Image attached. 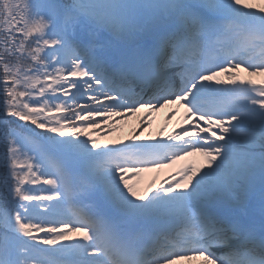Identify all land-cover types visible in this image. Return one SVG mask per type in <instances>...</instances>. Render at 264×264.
<instances>
[{
    "label": "snow or ice",
    "instance_id": "obj_1",
    "mask_svg": "<svg viewBox=\"0 0 264 264\" xmlns=\"http://www.w3.org/2000/svg\"><path fill=\"white\" fill-rule=\"evenodd\" d=\"M0 264H264V0H0Z\"/></svg>",
    "mask_w": 264,
    "mask_h": 264
},
{
    "label": "bare ground",
    "instance_id": "obj_2",
    "mask_svg": "<svg viewBox=\"0 0 264 264\" xmlns=\"http://www.w3.org/2000/svg\"><path fill=\"white\" fill-rule=\"evenodd\" d=\"M162 111L160 110L159 112L153 113V115H159L161 114ZM146 114L143 112V110L140 113H137L135 116H131L127 120L120 121L118 124H115L114 127L117 128L115 132L118 135L127 137L125 139H128L133 135L134 132H138L140 130L139 125H140V120L145 116ZM152 115V116H153ZM152 128L149 127L147 131L144 132V135L147 136V132L151 130ZM161 132V130H160ZM98 136V135H97ZM169 174L164 173L160 180L157 181V184H160L162 181H164L166 178H168ZM166 177V178H165Z\"/></svg>",
    "mask_w": 264,
    "mask_h": 264
},
{
    "label": "rangeland",
    "instance_id": "obj_3",
    "mask_svg": "<svg viewBox=\"0 0 264 264\" xmlns=\"http://www.w3.org/2000/svg\"><path fill=\"white\" fill-rule=\"evenodd\" d=\"M96 138L98 139V141L103 145V144H115L117 141H122V137L120 138L119 135L117 134H110L108 136H103V135H98L96 136ZM121 139V140H119ZM157 173V172H156ZM152 174V172H151ZM143 175V178L141 177L140 178V187L141 189H145L148 187V185L144 182V179L145 178H148L149 179V175H147V177H144L145 174H142ZM151 184V183H150Z\"/></svg>",
    "mask_w": 264,
    "mask_h": 264
}]
</instances>
